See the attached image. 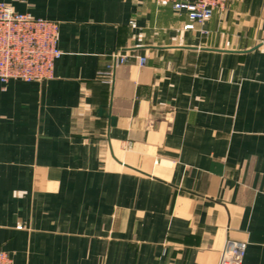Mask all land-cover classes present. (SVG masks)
Masks as SVG:
<instances>
[{
	"label": "crops",
	"instance_id": "crops-1",
	"mask_svg": "<svg viewBox=\"0 0 264 264\" xmlns=\"http://www.w3.org/2000/svg\"><path fill=\"white\" fill-rule=\"evenodd\" d=\"M0 1L58 22L63 53L0 85L13 264H218L228 241L264 264V0L194 30L156 0Z\"/></svg>",
	"mask_w": 264,
	"mask_h": 264
},
{
	"label": "built area",
	"instance_id": "built-area-1",
	"mask_svg": "<svg viewBox=\"0 0 264 264\" xmlns=\"http://www.w3.org/2000/svg\"><path fill=\"white\" fill-rule=\"evenodd\" d=\"M171 4L185 12L184 30H194L197 24L210 20L216 11L225 10L233 0H156ZM59 24L56 21L16 11L0 1V85L5 88L10 79L40 82L54 76L55 63L62 56L58 46ZM129 60L128 55L115 52L110 63L100 70L101 76L112 75L118 65ZM146 57L139 63L145 64ZM21 227V226H19ZM245 242H227L218 264H242ZM0 264H13L12 256L0 249Z\"/></svg>",
	"mask_w": 264,
	"mask_h": 264
}]
</instances>
